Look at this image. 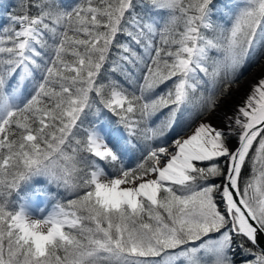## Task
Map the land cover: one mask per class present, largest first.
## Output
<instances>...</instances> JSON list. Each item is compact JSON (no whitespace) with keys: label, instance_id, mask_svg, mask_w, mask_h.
Wrapping results in <instances>:
<instances>
[{"label":"snow or ice","instance_id":"1","mask_svg":"<svg viewBox=\"0 0 264 264\" xmlns=\"http://www.w3.org/2000/svg\"><path fill=\"white\" fill-rule=\"evenodd\" d=\"M7 8L0 264H264V0Z\"/></svg>","mask_w":264,"mask_h":264},{"label":"rangeland","instance_id":"2","mask_svg":"<svg viewBox=\"0 0 264 264\" xmlns=\"http://www.w3.org/2000/svg\"><path fill=\"white\" fill-rule=\"evenodd\" d=\"M5 1V4H8L9 0H4ZM13 1V0H12ZM0 15H3V14H0ZM254 74L260 76H264V61H260L259 63H255L252 68L250 69V71L246 74V76H244L243 80L241 81L240 83V86L239 88H234L232 90V98L230 100L227 101V104L229 106L231 105H234V104H238L240 102L243 101L244 97H245V93H246V89L248 88V86H250L248 79L251 78ZM256 77V76H255ZM254 77V78H255ZM42 198V197H41ZM40 200V199H39ZM22 202V201H20ZM35 202V201H34ZM32 202V205L33 203ZM35 207H42L45 209V211H48L51 209L52 207V204L50 205V203L47 202V205L46 206H42L40 204V202H35L34 204ZM18 207V206H17ZM38 210V209H37ZM39 214V212H38Z\"/></svg>","mask_w":264,"mask_h":264},{"label":"trees","instance_id":"3","mask_svg":"<svg viewBox=\"0 0 264 264\" xmlns=\"http://www.w3.org/2000/svg\"><path fill=\"white\" fill-rule=\"evenodd\" d=\"M0 3L5 4V1L4 0H0ZM6 5H8L7 13L6 14H19L18 8H17L18 0H13V1L12 0H9L8 4H6ZM254 64H255V62H253L252 64H250L248 66V68L245 70L244 76H246V74L250 71V69L252 68V66ZM164 111H167V110L165 109ZM162 116H163V112L158 113L157 116L154 117V119H159ZM245 175H248V170L247 169L245 171ZM36 182L37 181H33L32 183L35 184ZM39 182H40V185L43 184V180L42 179H39ZM30 190H31V186L30 185H28V184L21 185V188H20V196L23 197ZM53 191H55V190H53ZM11 200H12L13 203L10 205V207H17L18 204L20 203V200H18V198H17V196H16L15 193H13V196H12ZM51 202H54V201H51Z\"/></svg>","mask_w":264,"mask_h":264},{"label":"bare ground","instance_id":"4","mask_svg":"<svg viewBox=\"0 0 264 264\" xmlns=\"http://www.w3.org/2000/svg\"><path fill=\"white\" fill-rule=\"evenodd\" d=\"M255 76H256V77H255ZM254 77H255V78H254ZM259 77H261V74H260V76L254 74L251 78L248 79L247 82H249V84L251 85V84L254 83ZM249 91H250V86H248V88L246 89L245 96L247 95V93H248ZM244 98H245V97H244ZM35 202H37V204H38V202H41V200H38V201H35ZM35 202H34L33 205H32V208L34 209L33 214H34V215H38V210H37L38 208L34 206Z\"/></svg>","mask_w":264,"mask_h":264}]
</instances>
